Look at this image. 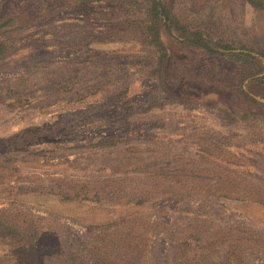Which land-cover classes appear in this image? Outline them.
Wrapping results in <instances>:
<instances>
[{"label":"rangeland","instance_id":"374dc122","mask_svg":"<svg viewBox=\"0 0 264 264\" xmlns=\"http://www.w3.org/2000/svg\"><path fill=\"white\" fill-rule=\"evenodd\" d=\"M161 3L264 52V18L241 0ZM146 9L0 0V211L32 228L0 236V264H92L109 246L115 264H219L230 249L264 264V107H234L222 82L233 64L181 44L166 18L177 60L160 66L132 28ZM195 84L218 99L196 98ZM244 89L264 104L257 81Z\"/></svg>","mask_w":264,"mask_h":264},{"label":"trees","instance_id":"16d2710c","mask_svg":"<svg viewBox=\"0 0 264 264\" xmlns=\"http://www.w3.org/2000/svg\"><path fill=\"white\" fill-rule=\"evenodd\" d=\"M87 4L95 3L97 0H84ZM120 3H127V0H114ZM137 2L138 0H134ZM147 5V15L146 19L138 20L132 26L133 30L138 32L142 38L141 43L145 46L150 47L156 54L159 61V65L164 67L171 66L175 63L177 57L171 50L166 46L164 40L162 39V28L165 26L163 15L160 12V7L158 0H144ZM243 4L242 10L244 12L251 11L256 14H260L264 18V0H241ZM164 6V5H163ZM164 16L166 21H168L170 28L177 35L176 40L181 41V44H187L191 47L197 48L200 51L206 52L210 58H222L228 60L233 64V75H231L230 81H222L225 83L227 89H231L232 97L235 99L234 107L243 106L250 110L263 108L264 104L259 103L249 89L246 90L245 83L248 81H257L258 84L262 86L264 91V52L257 48L256 44L249 39L246 40H236L234 38L227 40L226 38H213L207 33L201 31L200 29L193 28L188 24H181L176 17H171L166 7L164 6ZM163 23V24H162ZM2 46L0 45V51ZM182 79V80H181ZM184 81V78H180V83ZM199 81V80H198ZM167 83H165L166 85ZM176 86V85H175ZM198 88L195 97L202 100L205 98L218 99L217 95H213V90L202 93L199 84H195ZM260 99L264 100V96H259ZM228 111V110H227ZM258 119H261L260 114H253ZM257 115V116H256ZM226 121L228 123H235V118L230 116V113L226 115ZM256 204H263L264 201L262 197L259 196ZM13 224V225H12ZM10 224L7 222L0 211V236L20 238L24 241L29 236L32 228L25 224L24 228ZM34 235H37L36 232ZM108 248V247H107ZM106 251H101L99 249L95 250V258L92 264H115L113 255V250L110 249ZM227 258L224 262L219 264H237L239 261V254L234 249L229 250ZM110 254V255H109ZM207 259V256H204ZM96 260V261H95ZM65 264H84L77 257H69ZM130 264V263H127ZM172 264H176L173 262ZM184 264V263H177ZM186 264H213L207 261L202 263L187 261ZM216 264V263H214Z\"/></svg>","mask_w":264,"mask_h":264},{"label":"water","instance_id":"95a60500","mask_svg":"<svg viewBox=\"0 0 264 264\" xmlns=\"http://www.w3.org/2000/svg\"><path fill=\"white\" fill-rule=\"evenodd\" d=\"M158 3H159V7H160V12H161V14L163 15V18H164V20H165V16H164V11H163V7H162L161 0H158Z\"/></svg>","mask_w":264,"mask_h":264}]
</instances>
